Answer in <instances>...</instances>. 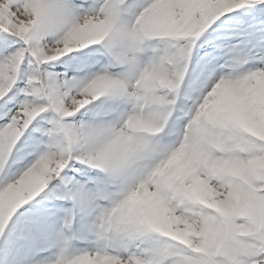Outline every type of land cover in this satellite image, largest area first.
<instances>
[{
	"label": "snow or ice",
	"instance_id": "6c2138e0",
	"mask_svg": "<svg viewBox=\"0 0 264 264\" xmlns=\"http://www.w3.org/2000/svg\"><path fill=\"white\" fill-rule=\"evenodd\" d=\"M0 264H264V0H0Z\"/></svg>",
	"mask_w": 264,
	"mask_h": 264
}]
</instances>
